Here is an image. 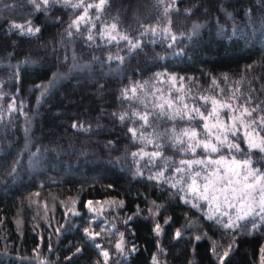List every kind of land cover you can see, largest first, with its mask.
<instances>
[{"label": "trees", "instance_id": "trees-1", "mask_svg": "<svg viewBox=\"0 0 264 264\" xmlns=\"http://www.w3.org/2000/svg\"><path fill=\"white\" fill-rule=\"evenodd\" d=\"M23 1L0 0V264H264V220L237 221L239 203L216 212L189 191L210 170L181 160L209 154L173 139L190 127L202 134L204 121L186 113L207 115L213 99L226 121L254 110L243 117L250 130L264 118V0H141L136 9L105 0L99 10V0H49L37 12ZM161 24L167 34L131 51L109 44ZM73 62L91 64L89 74L55 82ZM74 88L80 99L95 92L68 105ZM243 134L228 137L240 152L225 144L212 159L251 158L264 169Z\"/></svg>", "mask_w": 264, "mask_h": 264}, {"label": "snow or ice", "instance_id": "snow-or-ice-1", "mask_svg": "<svg viewBox=\"0 0 264 264\" xmlns=\"http://www.w3.org/2000/svg\"><path fill=\"white\" fill-rule=\"evenodd\" d=\"M34 7L39 10L41 6L47 7L49 5V0H41L40 3H37L36 0H32ZM67 2V0H66ZM105 0H99V4L95 5L97 10L102 8ZM76 7V5H73ZM93 7L89 4L85 7L84 13L87 15V9ZM84 17H78V19H83ZM75 23V22H74ZM16 27H21L17 25ZM200 27V25H193V33ZM112 28H115V25H112ZM29 33L36 31L39 32V28L33 29L29 27L27 29ZM115 37H113L114 39ZM89 40L92 39L91 36L88 37ZM172 39H175L173 36ZM130 51L138 47V45L133 44L132 41H129ZM135 89H133V92ZM201 99H207L201 97ZM213 109L212 112H209L205 115L199 108H192L190 112L186 113L188 115L189 121L195 119V116L192 113H195L199 116L201 121H204L203 124V133L197 131L195 127L186 128L183 130L181 136L174 137V141L179 142L182 146L184 141L182 137L188 138V149L193 153L197 147H203L204 151L209 155L205 159L195 160V161H184L181 160V164H187L189 168L195 163L199 165H204L207 174L204 176L205 183L203 187L197 185L196 176H199V173H196L192 177V183L189 185V191L197 193L198 199H203L208 201L209 206L213 207L216 212H220L221 205H226L228 208H233L236 203L241 205L238 213L236 215V220H243L248 216L253 214H259L261 220H264V169L254 167V162L251 158H246L243 160H237L235 156L226 158L223 155H220L218 159H212L211 154L218 153L225 144L231 153L233 150L236 152L241 151V146L239 143L229 142L228 137H237L239 129L242 127L244 129V142L248 145V149H258L260 153H264V118L259 122V125L255 128L250 129V123H246L243 119L244 116L251 117L252 111L248 108H244L240 113L239 117L233 116V123L231 126L227 124L219 123L218 119L211 126L207 122L209 117L213 116L216 112L215 105L217 101L212 100ZM231 107L230 105H225ZM187 108V105L184 106ZM123 116L121 119L123 120ZM140 118L147 123V114L140 115ZM256 121L252 120L251 124H255ZM75 127V125H74ZM135 136V130L130 129ZM202 137V138H201ZM151 142V141H149ZM135 155V154H134ZM153 156H159V152L152 153ZM215 165V167H212ZM177 172L182 171V169L177 168ZM175 186V185H173ZM91 204V201L88 202ZM193 207H197L196 204H193ZM258 210V213H257ZM222 215H228V213H222ZM211 219L212 217L209 216ZM234 224L231 216L229 215L228 223L225 227H232ZM255 227V225H253ZM159 229V225H157ZM85 233L88 235H93L89 232L88 228L84 229ZM98 235V234H97ZM122 235V234H121ZM176 235L179 237L180 232L177 231ZM199 239V237H197ZM99 247V245H97ZM117 250L122 249V243L116 244ZM77 251H80L77 249ZM105 258L108 257V252L104 251L102 253ZM228 252H224V256H227Z\"/></svg>", "mask_w": 264, "mask_h": 264}, {"label": "rangeland", "instance_id": "rangeland-1", "mask_svg": "<svg viewBox=\"0 0 264 264\" xmlns=\"http://www.w3.org/2000/svg\"><path fill=\"white\" fill-rule=\"evenodd\" d=\"M26 1L27 0H24L23 2H22V5H24L25 6V3H26ZM125 1H127V0H125ZM140 1L141 0H134V1H132L130 4L131 5H133L134 7H135V9H136V7H140ZM28 2L29 3H31V4H33V2H32V0H28ZM228 2H231V0H227V3ZM34 5V4H33ZM13 9V7H11V10ZM34 9H36V8H34ZM222 9L223 8H221V11H222ZM8 9L5 7V6H3V7H0V12H3V11H7ZM40 10V9H39ZM36 12L38 11L37 9L35 10ZM164 19H166V18H164ZM12 29L14 28V29H16V30H18V31H16V32H18V33H21V34H23V32H24V29H22L21 30V27H16V25H13L12 24ZM28 32V31H27ZM34 32V31H33ZM33 32H31V33H33ZM196 32H198V29L196 30ZM167 34L168 33V30H167V27L165 26V24H161V25H154L153 27L151 26V27H147V28H145L143 31H142V33L140 34V36H139V38L137 39V40H134V41H132L131 39H128L127 37L126 38H124V37H117V36H115V38L113 39H111L110 40V42H109V44L111 43V44H117V43H121L122 41L123 42H126V43H128V45H129V41H132V43L133 44H136V45H140V42H141V40H142V38L143 37H145V36H151V37H153V38H155L154 40H156V39H159L160 38V36L162 35V34ZM221 34H222V29L221 28H219V30L217 31V33H216V35L217 36H221ZM241 35H243V36H245L246 35V33L244 32V31H242L241 32ZM130 46V45H129ZM90 65L91 64H88V63H82V62H73L72 63V65L70 66V68H69V70L67 71V73L66 74H64V75H59V76H57V77H55L54 78V81L55 82H57V83H59V82H61V81H66L68 78H70V77H74L75 75H79L80 74V72H87L88 74H89V70H90ZM10 71L13 73V68H10ZM102 75L103 76H105V75H107V76H116V75H119V73L114 69V70H111V69H107L105 72H103L102 73ZM77 89L76 88H74L73 89V92H72V94L70 95V96H67V99L65 100L66 102H67V104L68 105H70V104H74V103H82L83 105H86L87 104V101L85 100V95H87V96H90L91 94H93V92H95V90L94 89H89V88H85V95L80 99V98H78V95H77ZM228 117H229V115H228ZM227 117V118H228ZM217 119H218V121H219V123H221V124H227L228 126H231L232 125V123H233V120H232V118L229 120V118H228V121H226V118H223V117H220V115H219V111H218V109L216 110V112L213 114V116L210 118V119H208V123H209V125L211 126L214 122H216L217 121ZM246 122V121H245ZM240 130L242 131V133H244V129L241 127L240 128ZM250 130V129H249ZM66 139V141L70 144L71 142H72V140H71V138H69V136H67V135H59V136H57V137H55V141H59V140H61V139ZM85 143L86 142H83V147H82V149L84 148L85 149V147H86V145H85ZM5 144V143H4ZM70 145L68 146V148H67V150L66 151H68V152H70ZM57 149H59L60 150V148H59V146H58V148ZM66 154V153H65ZM222 206L223 207H225L223 204H222ZM222 208V207H221Z\"/></svg>", "mask_w": 264, "mask_h": 264}]
</instances>
